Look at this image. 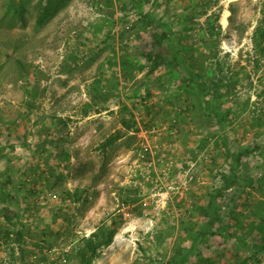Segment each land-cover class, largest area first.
<instances>
[{
  "label": "rangeland",
  "instance_id": "rangeland-1",
  "mask_svg": "<svg viewBox=\"0 0 264 264\" xmlns=\"http://www.w3.org/2000/svg\"><path fill=\"white\" fill-rule=\"evenodd\" d=\"M114 218L91 264H264V0H0V264Z\"/></svg>",
  "mask_w": 264,
  "mask_h": 264
},
{
  "label": "trees",
  "instance_id": "trees-1",
  "mask_svg": "<svg viewBox=\"0 0 264 264\" xmlns=\"http://www.w3.org/2000/svg\"><path fill=\"white\" fill-rule=\"evenodd\" d=\"M144 19H150L152 21H154L155 23L161 24V20L158 19L157 17H154V14H144ZM187 19L189 20V22L193 23L194 19H195V15L193 14L192 10H191V16H188ZM165 39L168 41V43L171 44L170 48L168 49V53L170 52L172 55L174 56H180V54L186 58L187 55L183 54L182 50H180V48L176 45L175 40L173 38H171V36L167 37L165 36ZM186 60L188 61V59L186 58ZM143 69V68H141ZM189 75L190 77L193 79V81H195L194 83V89H199L201 91V103L204 104V108L202 107V109L204 110V112H209L210 114H214V110H212V106L213 103L211 100H205L206 95L204 94V90H205V85L203 82V78H204V74H201L200 72H194L192 70V68L189 67L188 69ZM206 92V91H205ZM209 114V115H210ZM217 119V118H215ZM216 123H220L219 121ZM227 140V138H226ZM113 143V139L108 140L106 143L103 144V148H107L108 146H111ZM230 148V147H229ZM231 149V148H230ZM242 154L240 153L239 156H241ZM232 181V180H231ZM37 184L35 183L34 185V189L32 191H36L38 190L37 188ZM137 191L135 190V193ZM138 194V193H137ZM140 201V198L138 195H134L132 196V194L127 195L125 197V199L123 200V205L124 206H131L135 203H138ZM212 210L213 207L209 209L208 212H206V216L210 217V214H212ZM144 212L140 211L139 212V216H143ZM22 222L20 219V216H18V218L16 220H13L12 222H9L10 228H12V230L7 229V237H11L13 235V233L16 235L17 237V242L18 245L20 247V251L21 253L25 256L26 255V250L24 249V247L22 246L27 244V240H26V234L23 232V227L21 226ZM118 221L116 220V218L112 219L110 223H104L101 226H99L95 232H93L92 234H90L88 237H85V246L83 249L80 250V253L82 255V261L83 264H91L92 258L94 257H98V255L100 254V251L111 245L114 241V235L118 229ZM121 224V223H120ZM206 233V229H200L199 231H197V235L195 237V240L197 241L198 239L200 240V237L202 235H204ZM197 243V242H195ZM51 246V244L49 245ZM193 253V248L190 249V251L188 252L189 254ZM187 253V254H188ZM187 254L185 256L181 257L183 254H179L178 256H176L175 258H173V261L171 262V264H182L184 262V258H186ZM188 254V255H189ZM69 254H67L68 256ZM26 257V256H25Z\"/></svg>",
  "mask_w": 264,
  "mask_h": 264
},
{
  "label": "bare ground",
  "instance_id": "bare-ground-1",
  "mask_svg": "<svg viewBox=\"0 0 264 264\" xmlns=\"http://www.w3.org/2000/svg\"><path fill=\"white\" fill-rule=\"evenodd\" d=\"M230 1H233V0H230ZM225 20V23H226V19H224Z\"/></svg>",
  "mask_w": 264,
  "mask_h": 264
}]
</instances>
